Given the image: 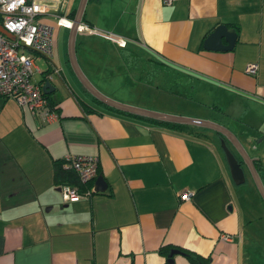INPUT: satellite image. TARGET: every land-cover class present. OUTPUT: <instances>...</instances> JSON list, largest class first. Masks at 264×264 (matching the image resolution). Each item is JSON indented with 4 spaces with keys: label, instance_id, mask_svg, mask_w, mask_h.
I'll return each mask as SVG.
<instances>
[{
    "label": "crops",
    "instance_id": "1",
    "mask_svg": "<svg viewBox=\"0 0 264 264\" xmlns=\"http://www.w3.org/2000/svg\"><path fill=\"white\" fill-rule=\"evenodd\" d=\"M65 1L42 16L59 30L55 57L31 51L35 79L53 83L44 91L57 116L0 96V264H171L161 253L166 245L211 256L205 264H264V208L241 215L226 136L108 104L70 56L74 41L81 70L112 99L230 128L264 181V0H87L82 21L120 35L125 46L96 32L77 30L73 38L55 14L76 18L82 0ZM221 23L237 29L235 46L206 48ZM68 154L98 155L107 189H95L97 175L90 194L63 199L54 164ZM185 191L189 199L181 198ZM174 264L193 263L177 252Z\"/></svg>",
    "mask_w": 264,
    "mask_h": 264
},
{
    "label": "built area",
    "instance_id": "2",
    "mask_svg": "<svg viewBox=\"0 0 264 264\" xmlns=\"http://www.w3.org/2000/svg\"><path fill=\"white\" fill-rule=\"evenodd\" d=\"M168 2L172 0H166ZM65 0H0V15L3 25L12 32L16 39H11L0 32V96H12L22 105H28L33 113H39L46 119L54 118L57 112L51 105L41 82L35 79L39 70L35 56L28 51L39 52L50 60L55 57V26L42 19L50 13V6L57 9L64 6ZM60 26L71 28L74 18L55 14ZM80 32H96L112 38L121 46H125V38L115 33L106 32L84 21L78 24ZM257 63L248 65L247 70L255 74ZM66 166L72 167L83 182L96 177L99 172V156L96 154H68L65 157ZM63 199L78 200L91 190L82 192L78 186L63 184L61 186ZM190 191L182 193V199H189ZM229 239L228 233H223Z\"/></svg>",
    "mask_w": 264,
    "mask_h": 264
},
{
    "label": "water",
    "instance_id": "3",
    "mask_svg": "<svg viewBox=\"0 0 264 264\" xmlns=\"http://www.w3.org/2000/svg\"><path fill=\"white\" fill-rule=\"evenodd\" d=\"M86 2L87 0H82L81 7L79 8V13L77 17L74 18L75 22H74V25L71 27L73 31V34H72L73 38H74L75 33L77 32L78 24L82 21L83 11H84ZM0 32H2L3 34H5L7 37L11 39H16V36L12 32H10L3 25L1 21H0ZM237 38H238V32L235 27H231L226 23H221L217 25L215 29L208 35V37L205 40V47L213 48V49L229 50L235 46L237 42ZM224 40H226L227 43H225ZM70 56L75 65L76 71L78 75L81 77V79L83 80V82H85L90 87V89L93 91V93H95L100 99H102L103 101L107 102L108 104L116 108H120L126 111H131L134 113L143 114V115L154 117L160 120L181 122V123L195 124V125H204L208 127H213L221 131L226 136L222 138V147L225 151L228 163L230 165V170H231L233 180L238 185L243 184L247 181V174H246L245 167L243 164L245 162L249 166L250 172L253 175L255 183L264 199V181L259 173V170L257 169L255 165L254 159L248 153L247 149L243 146V144L239 141L238 137L235 135V133L230 128L224 125L213 123L212 121L144 109L141 107H136L133 105L125 104L123 102L112 99L100 93L95 88V86L91 83V81L86 77L83 71L81 70L78 59H77L76 51H75L74 41L72 42V46L70 47ZM52 86H53V83L51 82V80H47L44 83V90L47 93L52 92ZM227 139L233 141L234 145L237 147L240 154L243 156L244 162L239 159L237 154L230 147V145L227 142ZM107 187H108L107 182L104 179L103 175L98 174V177L96 179L95 189L98 191H103V190H106ZM59 188L61 189V187ZM177 252H180V250L177 248L171 249V251L168 254L169 263L171 264L174 263V255Z\"/></svg>",
    "mask_w": 264,
    "mask_h": 264
},
{
    "label": "trees",
    "instance_id": "4",
    "mask_svg": "<svg viewBox=\"0 0 264 264\" xmlns=\"http://www.w3.org/2000/svg\"><path fill=\"white\" fill-rule=\"evenodd\" d=\"M0 21L3 22L1 15H0ZM126 55H128L130 57L131 55H133V53L131 52V50H128ZM46 95H47V97L49 96L48 94H46ZM51 104L53 105L52 102H51ZM151 120H154V121L161 123V124H164V125H170L172 127L183 128L184 126H187V125H184L183 123H179V122L166 121V120H160V119H151ZM54 177H55L56 183L61 184V185L66 184V183L73 184V185L78 186L79 189L82 192H84V191H87L89 188H91L92 183L94 182V180L97 176L94 177L93 179L89 180V181L83 182L80 179L77 172L72 167L66 166L65 159H59V160H56L55 164H54ZM173 247L179 249L180 253L187 256V258L193 264H205L211 260V256L205 257L204 255L196 253L195 251H193L187 247H183V246H179V245H174V246L173 245H166L165 247L161 248V253L168 255L169 251H171V249Z\"/></svg>",
    "mask_w": 264,
    "mask_h": 264
},
{
    "label": "rangeland",
    "instance_id": "5",
    "mask_svg": "<svg viewBox=\"0 0 264 264\" xmlns=\"http://www.w3.org/2000/svg\"><path fill=\"white\" fill-rule=\"evenodd\" d=\"M58 24V23H57ZM56 24V25H57ZM59 25V24H58ZM55 35L57 34V38L59 35V30L56 28L55 29ZM66 31V29L64 30ZM70 32V31H69ZM60 40L62 41V45H64L67 42V39H65V37L60 36ZM34 52V51H32ZM29 54H31V50L28 51ZM39 59L37 60V63L42 67V68H46L48 66V62L46 60L45 56L40 55L38 57ZM35 78H40V74L37 73V75L35 74ZM165 84H167V81L165 82ZM167 95V94H164ZM184 108H188V107H184ZM249 174L251 175V173L249 172ZM251 180L250 182L246 181L243 184L240 185H236V189H237V202L241 211V215L245 218L247 217L249 214H247V212L251 211L250 214L254 215V216H258L260 214V212H262L263 210V204H264V199L256 185V183L254 182V179L252 177V175L250 176ZM238 187V188H237ZM261 205V206H260ZM260 219L257 218L256 220H254L256 223H259ZM262 223V222H261ZM250 227V226H249ZM260 234L262 235V232L260 231Z\"/></svg>",
    "mask_w": 264,
    "mask_h": 264
},
{
    "label": "flooded vegetation",
    "instance_id": "6",
    "mask_svg": "<svg viewBox=\"0 0 264 264\" xmlns=\"http://www.w3.org/2000/svg\"><path fill=\"white\" fill-rule=\"evenodd\" d=\"M62 186V185H61Z\"/></svg>",
    "mask_w": 264,
    "mask_h": 264
}]
</instances>
